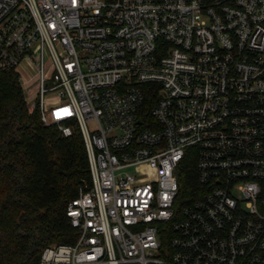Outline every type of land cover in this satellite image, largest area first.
I'll use <instances>...</instances> for the list:
<instances>
[{
  "label": "built area",
  "instance_id": "2783aa9c",
  "mask_svg": "<svg viewBox=\"0 0 264 264\" xmlns=\"http://www.w3.org/2000/svg\"><path fill=\"white\" fill-rule=\"evenodd\" d=\"M0 70L89 160L40 264H264V0H0Z\"/></svg>",
  "mask_w": 264,
  "mask_h": 264
},
{
  "label": "trees",
  "instance_id": "16d2710c",
  "mask_svg": "<svg viewBox=\"0 0 264 264\" xmlns=\"http://www.w3.org/2000/svg\"><path fill=\"white\" fill-rule=\"evenodd\" d=\"M195 177L185 176L183 198L196 196ZM90 185L80 129L65 137L46 126L38 109L30 112L19 75L0 70V264H40L47 247L73 244L77 234L66 210ZM161 226L168 249L170 227Z\"/></svg>",
  "mask_w": 264,
  "mask_h": 264
},
{
  "label": "rangeland",
  "instance_id": "374dc122",
  "mask_svg": "<svg viewBox=\"0 0 264 264\" xmlns=\"http://www.w3.org/2000/svg\"><path fill=\"white\" fill-rule=\"evenodd\" d=\"M25 98H26V97H25ZM52 98H53V97H50V98L47 97L46 99H47V100H51ZM26 102H27V98H26ZM27 104H28V103H27ZM53 246H54V245H53Z\"/></svg>",
  "mask_w": 264,
  "mask_h": 264
}]
</instances>
